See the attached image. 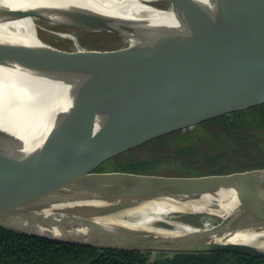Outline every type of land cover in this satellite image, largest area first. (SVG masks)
<instances>
[{
	"label": "water",
	"instance_id": "water-1",
	"mask_svg": "<svg viewBox=\"0 0 264 264\" xmlns=\"http://www.w3.org/2000/svg\"><path fill=\"white\" fill-rule=\"evenodd\" d=\"M208 1L212 15L195 19L197 0H170L184 19L180 25L189 26L180 34L118 14L70 9L78 10L70 11L71 23L85 22V12L101 26L98 32L127 37L130 44L120 49L80 52L74 43L71 50L54 46L50 56L33 59L29 45L0 38L1 62L50 80L54 89L68 88L64 101L41 121L0 135L1 228L100 249L229 252L264 259V249L226 237L246 223L264 230V168L202 176L79 170L112 150L264 104V0ZM38 11L0 5V23ZM56 188L77 190L68 207L48 201ZM236 197L241 204L231 215H210L221 219L214 228L173 220L197 231L183 235L97 219L116 203L166 201L195 208ZM173 223L152 227L172 230ZM84 232L97 237L78 239Z\"/></svg>",
	"mask_w": 264,
	"mask_h": 264
},
{
	"label": "bare ground",
	"instance_id": "bare-ground-1",
	"mask_svg": "<svg viewBox=\"0 0 264 264\" xmlns=\"http://www.w3.org/2000/svg\"><path fill=\"white\" fill-rule=\"evenodd\" d=\"M157 1H165L168 6L166 8L158 7L155 5ZM197 1L199 8L191 11L195 19L204 17L207 13L212 15L208 0ZM0 5L20 9H39L38 13L34 15L16 14L5 18L6 21L0 23V38L29 45V56L33 59H41L43 55L50 56L55 46L43 37V32H49L60 39L72 41L77 44L75 50L80 52L89 50L79 43V37L83 34L100 33L97 27L101 26L95 25L94 18L85 12V22L83 19H77L71 23L70 11L73 13L78 11L70 10L74 8L118 14L136 23L150 27L158 26L163 30L174 27L172 29L176 31L173 34L185 33L189 29V26L184 28V25H180L183 24L184 19L176 14V12L179 13V9H176L170 0H0ZM108 24L110 25V22ZM61 28L72 29L74 32H58L57 30ZM49 60L54 59L50 58ZM87 68L89 67L82 69ZM67 92L68 88L65 86L58 85L54 89L50 80H42V78L14 69L13 66L10 67L0 61V135L12 134L17 129V131L22 128L25 130L37 120L41 121L64 101ZM76 193L77 190L74 188H56L49 195L48 201L56 203L58 207L64 209L76 197ZM240 204L239 197L219 198L215 200L214 205L195 208L187 204L166 201L116 203L103 208L97 219L98 221L118 219L134 225L135 228H146V230H153L156 233L183 235L197 231L188 225L172 222L180 216L214 214L227 217L238 209ZM158 222L173 223L174 229L152 227ZM96 237L93 232H84L78 239H94ZM226 237H229L232 242L264 249V230L255 228L249 223L243 225L236 234Z\"/></svg>",
	"mask_w": 264,
	"mask_h": 264
},
{
	"label": "rangeland",
	"instance_id": "rangeland-1",
	"mask_svg": "<svg viewBox=\"0 0 264 264\" xmlns=\"http://www.w3.org/2000/svg\"><path fill=\"white\" fill-rule=\"evenodd\" d=\"M155 5L166 8L168 3L157 1ZM57 31L74 32L66 28ZM42 35L55 46H60L59 48L70 50L75 46L72 41L60 39L55 34L43 32ZM79 41L89 49L101 50L120 49L130 44L127 37L109 32L83 34L79 37ZM246 123V127L234 131V135L237 136H232L229 141L223 139L217 127L207 123L203 128L188 129L190 134L188 141L175 140L170 146L153 144L144 146L145 143H139L127 148L115 149L105 157L83 165L79 170L98 173L113 172L117 171L115 165L126 167L135 162L155 159H161V162L157 165L154 174L166 176L234 174L253 170L251 168L255 167L256 159L264 160V122L260 123L255 118ZM180 220L201 229H211L221 223L220 218L210 215H182Z\"/></svg>",
	"mask_w": 264,
	"mask_h": 264
},
{
	"label": "trees",
	"instance_id": "trees-1",
	"mask_svg": "<svg viewBox=\"0 0 264 264\" xmlns=\"http://www.w3.org/2000/svg\"><path fill=\"white\" fill-rule=\"evenodd\" d=\"M264 122V104L244 111L233 112L201 123L193 128L211 124L217 127L226 141L235 130L246 127L247 121ZM189 130H181L143 141L144 146H170L173 141H188ZM240 136V135H238ZM192 145V144H190ZM192 147V146H191ZM153 158H155L153 156ZM161 159L139 161L116 166L120 172L155 173ZM251 169H263L264 160L256 159ZM221 174V173H218ZM0 264H264V259L229 252H155L119 249H100L21 234L0 227Z\"/></svg>",
	"mask_w": 264,
	"mask_h": 264
}]
</instances>
